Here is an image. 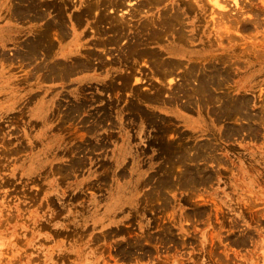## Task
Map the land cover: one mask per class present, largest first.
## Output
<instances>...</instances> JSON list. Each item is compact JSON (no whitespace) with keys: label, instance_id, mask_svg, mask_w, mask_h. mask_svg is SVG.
I'll return each mask as SVG.
<instances>
[{"label":"rangeland","instance_id":"374dc122","mask_svg":"<svg viewBox=\"0 0 264 264\" xmlns=\"http://www.w3.org/2000/svg\"><path fill=\"white\" fill-rule=\"evenodd\" d=\"M27 1L0 0V264H264V0H125L110 36L71 0L63 46L30 59L56 12L28 29ZM178 3L183 40L134 29Z\"/></svg>","mask_w":264,"mask_h":264},{"label":"bare ground","instance_id":"6f19581e","mask_svg":"<svg viewBox=\"0 0 264 264\" xmlns=\"http://www.w3.org/2000/svg\"><path fill=\"white\" fill-rule=\"evenodd\" d=\"M22 1V0H21ZM25 1H27V0H25ZM33 1V0H32ZM32 1H27L26 2V7H25V18H26V20L28 21L27 23H28V25H27V27H28V29L29 28H31V26H30V22L33 20V18H37V17H40V15L42 14V11H47L48 13L50 12V11H52L51 9H53L54 10V12H56V14L54 15V17L51 19L50 18V20L48 19V20H46L42 25V28L40 29V30H38L35 34H36V37L35 38H33V39H31L30 37H28V38H26V57H27V59H30L31 57H32V55L34 54V52L35 51H37L38 49H43V51H44V53L45 54H49V53H51L52 52V49H54L53 48V44H51V42L49 41V37L51 36L50 34H49V32L51 33V31L53 32L54 31V34L53 35H57V37L56 38H58V41L60 42V44L58 45L59 47H61V46H63V43H64V41L66 40V36H67V30H66V20H65V18H64V13H66L67 11H69V10H71V0H50V1H47V2H45L44 3V8H43V10H41L40 11V9H42V8H38V3H33ZM125 0H87L86 2H84V4L80 7V9L78 10V11H76L75 12V14H74V20H75V23L77 24L76 26H82V25H89L90 27H95V28H97V30H95V34H100L101 35V32L102 33H104V32H106L107 33V35H109L108 33L109 32H111V34L112 35H115V34H120L122 31H123V29L125 28V23H128L127 21L128 20H122L121 18H117L116 16L114 17L113 15H109V14H106V9H108V8H112V7H124V5H125V2H124ZM142 1H144V0H142ZM163 0H145L144 2H141V4H142V6L143 5H147L149 8L151 7L150 5H156V4H159L160 2H162ZM78 2V1H77ZM77 4V3H76ZM189 4V3H188ZM40 5V4H39ZM18 6V5H17ZM16 6V7H17ZM145 6H143V7H145ZM191 6V5H190ZM14 8V7H13ZM22 8V7H21ZM152 8V7H151ZM154 8V7H153ZM171 8V7H170ZM174 8V10H170V9H168V8H165V10H162L161 11V13H160V15L158 16V18H155V17H149V16H147L146 18H144V19H142V20H140V23H138L135 27H134V29H139L140 31H142L143 29L144 30H146L147 32H149V34L146 36V39L147 40H149V39H152L153 37H152V35L154 34V33H156L157 31H156V26L158 25V26H160V28L161 29H163L162 31H160V33H157L155 36H154V38L155 39H157V38H159L160 36H161V34L163 33V34H166V33H171V31H174V32H176L177 33V38L179 39V40H183L184 39V33H180L181 31H180V28H181V26L180 25H182V23H183V19H182V15H181V12H182V10L184 9V7H182L181 6V4H177L176 6H172V9ZM186 8V7H185ZM194 8V7H193ZM18 9V8H17ZM19 9H20V7H19ZM18 9V10H19ZM137 9H139V7H137ZM163 9V8H162ZM168 9V10H167ZM187 9H189V7H187ZM185 10V11H188V10ZM21 10V9H20ZM24 10V9H23ZM141 10V9H140ZM140 10H136V12H138V11H140ZM142 10H143V8H142ZM192 10V9H191ZM17 11V10H16ZM74 11V10H73ZM104 11V12H103ZM18 12V11H17ZM23 12V11H22ZM129 12H132V13H134V10H132V8L131 9H129ZM14 13H16V12H14ZM47 13V14H48ZM44 14V13H43ZM73 14V13H72ZM129 14H131V13H129ZM137 14V13H136ZM135 14V15H136ZM71 15V14H70ZM23 16V15H22ZM45 16V15H44ZM66 16V15H65ZM72 16V15H71ZM22 19V18H21ZM20 19V20H21ZM70 19L71 18H69V21H70ZM38 20V19H37ZM81 22H83V23H81ZM104 22V29H102V23ZM105 23H107V24H105ZM131 24V23H130ZM70 25V24H69ZM131 26H133V25H131ZM177 26H179V27H177ZM183 26V25H182ZM128 27V26H127ZM159 28V29H160ZM158 29V28H157ZM103 30V31H102ZM143 30V31H144ZM125 31H126V29H125ZM159 31V30H158ZM185 32V31H184ZM136 34H137V32H136ZM52 35V36H53ZM104 35V34H103ZM133 35V34H132ZM176 35V34H175ZM69 36V35H68ZM102 36V35H101ZM110 36V35H109ZM108 36V37H109ZM186 36V35H185ZM132 37H134V35L132 36ZM74 39V36L72 37V40ZM83 39H85V41H81V42H79L80 40H82V37H80V38H78V41H77V38H76V44L78 45L79 43V45L80 46H84L85 44H87L88 42H90V41H92V43H93V40H94V38H91V39H87L86 37L85 38H83ZM96 39V38H95ZM52 40H54V39H52ZM25 41V40H24ZM105 40L104 39H102V41H100V38L98 39V40H96L95 41V43H97L98 44V42H101V44H104L103 42H104ZM152 41V40H151ZM105 42H108V40L107 41H105ZM100 44V43H99ZM106 44V43H105ZM186 44V43H185ZM208 45V44H207ZM38 48V49H37ZM131 48V47H130ZM92 49V48H91ZM90 49V50H91ZM127 49H129V47L127 48ZM141 49V51L139 50V52L141 53H143V50H142V48H140ZM90 50H89V48L88 47H86V48H81V49H77L76 51L78 52V54L76 55V56H72V58L74 59H72L73 61H74V65H73V67H70V68H68V67H66L64 70H60V72H59V74H61V73H65V74H67V73H70V71H72V70H79V71H81V70H84V69H89V68H91L92 66H91V62H89V59H90V56H91V54L93 53H90ZM144 50H145V53L146 54H144L145 56L147 55V53L149 52L148 51V49H147V51H146V49L144 48ZM127 51V50H126ZM130 51V50H129ZM138 51V50H137ZM150 51H153V52H155L154 50H151L150 49ZM158 51V50H157ZM132 52V51H131ZM23 53H24V51H23ZM96 53V52H95ZM94 53V54H95ZM123 53V52H122ZM121 53V54H122ZM130 53V52H129ZM133 53V52H132ZM140 53L139 54H137V55H140ZM150 53V52H149ZM41 54V53H40ZM21 55H24V54H21ZM143 55V56H144ZM152 55H153V53H152ZM144 56V57H145ZM150 56H151V53H150ZM153 56H155V55H153ZM160 56V55H159ZM36 57H37V55H36ZM143 57V58H144ZM146 57H148V56H146ZM156 57V56H155ZM167 57V56H166ZM206 57V56H205ZM154 58V57H153ZM203 58V57H202ZM214 58V57H213ZM139 59H140V57H139ZM156 59V58H155ZM223 59V58H222ZM34 60V59H33ZM201 60V59H200ZM220 60V59H219ZM31 61V60H30ZM55 61V60H54ZM60 61V60H59ZM63 61V60H62ZM70 61V60H69ZM105 61V60H104ZM155 61H157V60H155ZM165 61H167V60H165ZM172 61V60H171ZM168 62V63H166L165 65V67L166 68H168V69H165V71H163V72H161V73H164L165 75H166V77L168 78V76L167 75H169V74H171V73H173V69H172V67H171V65L174 63V60H173V63L172 62ZM177 61V60H176ZM195 61H196V59H195ZM43 62H44V60H43ZM202 62V61H201ZM221 62V61H220ZM29 63H31V62H29ZM63 63V62H62ZM66 63V62H65ZM112 63H113V61H111V62H109L108 64L110 65V67H111V65H112ZM163 63H165V62H163ZM176 63V62H175ZM179 63H180V61H179ZM54 64V63H53ZM52 64V65H53ZM61 64V63H60ZM67 64V63H66ZM94 64V63H93ZM177 64V63H176ZM49 65V64H48ZM99 65V64H98ZM101 65L102 66H104V62L102 61V63H101ZM155 65L157 66V64L155 63ZM182 65V64H181ZM220 65V64H219ZM175 66V65H174ZM178 66H179V64H178ZM199 66V65H198ZM202 66V65H201ZM211 66V65H210ZM218 66V65H217ZM51 67V66H50ZM57 67V66H56ZM98 67V66H97ZM175 67H177V66H175ZM203 67V66H202ZM219 67V66H218ZM54 69V65H53V67H51V69ZM158 68H159V66H158ZM158 68H157V70H158ZM189 68V67H188ZM220 68V67H219ZM52 69V70H53ZM61 69V68H60ZM154 69V68H153ZM193 69V68H192ZM195 69V68H194ZM201 69V68H200ZM209 69V68H208ZM218 69V68H217ZM57 70V69H56ZM197 70V68L194 70V71H196ZM216 70V69H215ZM185 71H186V69H185ZM185 71H183V72H185ZM219 71V70H218ZM217 71V73L219 74V72ZM225 71V70H224ZM52 72V71H51ZM55 72V71H54ZM182 72V73H183ZM189 72V71H188ZM188 72H186V74L188 73ZM211 72V71H210ZM226 73H228L227 72V70L225 71ZM56 73V72H55ZM54 73V74H55ZM156 73V72H155ZM158 73V72H157ZM190 73H193L192 72V70H191V67H190ZM189 73V74H190ZM195 73V72H194ZM199 73V72H198ZM76 74V73H75ZM185 74V75H186ZM189 74H187L188 76H189ZM212 74H213V71H212ZM217 74V77L219 76ZM224 74V73H223ZM44 75V74H43ZM47 75V74H46ZM157 75V74H156ZM158 75H160V74H158ZM157 75V76H158ZM165 75H163V77L165 78ZM192 75V77H193V74H191ZM206 75V74H205ZM204 75V76H205ZM226 75V74H225ZM48 76H51V74L50 75H48ZM56 76V75H55ZM62 76V75H61ZM67 76V75H66ZM196 76V75H195ZM199 76V75H198ZM211 76V75H210ZM46 77V76H45ZM162 77V78H163ZM191 77V76H190ZM205 77H208L209 78V76H205ZM47 78V77H46ZM67 78V77H66ZM161 78V77H160ZM186 78V77H185ZM185 78H183V79H185ZM189 78V77H188ZM198 78V77H197ZM226 78V77H225ZM187 79V78H186ZM222 79V78H221ZM203 80V79H202ZM214 80V79H213ZM212 80V81H213ZM225 80V79H224ZM112 81V80H111ZM212 81H211V83H212ZM218 81H219V79H218ZM217 81V82H218ZM222 81V80H221ZM113 82V81H112ZM199 82V81H198ZM216 82V83H217ZM123 83V82H122ZM214 83V82H213ZM220 83V82H219ZM208 84V83H207ZM218 84V83H217ZM222 84H223V82H222ZM198 85V84H197ZM221 85V84H220ZM208 86H210V85H208ZM218 86V85H217ZM223 86V85H222ZM200 87V86H199ZM115 88H117V87H115ZM126 88H128V86L126 87ZM198 88V87H197ZM216 88V87H215ZM84 89H86V88H84ZM83 89V90H84ZM120 89V88H119ZM205 89V88H204ZM81 90V89H80ZM124 90H127V89H124ZM123 90V91H124ZM133 90V89H132ZM197 90V89H196ZM105 91V90H104ZM193 93V92H192ZM191 93V94H192ZM227 93V92H226ZM226 93H224V94H226ZM156 94V93H155ZM190 94V96H192ZM197 94H199V93H197ZM222 95H223V93H222ZM153 96H154V94H153ZM156 96V95H155ZM219 96V95H218ZM240 96V95H239ZM242 96V95H241ZM145 97V96H144ZM221 97V96H220ZM236 97V96H235ZM234 97V98H235ZM153 98V97H152ZM151 98V99H152ZM243 98V97H242ZM146 99V98H145ZM150 99V98H149ZM220 100H221V98H219ZM240 99H241V97H240ZM239 99V100H240ZM86 100V99H85ZM148 100V99H147ZM154 100V99H153ZM224 101H225V99H223ZM227 100V99H226ZM224 101H223V103H224ZM80 103V102H79ZM225 104V103H224ZM224 104H222V105H224ZM240 104V103H239ZM80 104H78V105H76V106H79ZM227 105H230V104H226L225 106H226V108H228L227 107ZM237 105V104H236ZM244 105V104H243ZM243 105H241L240 104V106L242 107ZM248 105V104H247ZM221 106V105H220ZM230 106H232V105H230ZM245 106V105H244ZM74 107V106H73ZM81 107H82V105H81ZM106 107V106H105ZM245 107H247V106H245ZM76 108V107H75ZM74 108V109H75ZM222 108V107H221ZM242 108H244V107H242ZM249 108V107H248ZM73 109V108H72ZM222 109H224V108H222ZM230 109V108H229ZM229 109H228V111H229ZM232 110V109H231ZM224 111V110H223ZM228 111H227V114H228ZM226 112V111H225ZM234 113V112H233ZM248 114L249 113H247V114H245L246 116H245V118L247 119V116H248ZM229 115H230V113H229ZM244 118V117H243ZM248 121H250V120H248ZM249 124H250V122H249ZM172 129V128H171ZM167 131V130H166ZM169 131V130H168ZM159 132V131H158ZM160 133H162V132H160ZM155 136H156V134H155ZM154 137V136H153ZM152 137V138H153ZM161 140V139H160ZM159 141V140H158ZM165 142V141H164ZM167 142V141H166ZM165 142V143H166ZM181 142V144H182V141H180ZM153 143V142H152ZM171 143V142H170ZM176 143V142H175ZM175 143H171V144H174L175 145ZM184 143V142H183ZM148 144V143H147ZM170 144V145H171ZM185 144V143H184ZM198 144H200L201 145V143H198ZM174 145H172V147L171 148H174L173 146ZM176 145H177V143H176ZM169 146V145H168ZM179 146V145H178ZM197 146V145H196ZM161 147V146H160ZM170 147V146H169ZM168 147V148H169ZM177 147V146H176ZM181 147V145L179 146V148ZM165 148H167V147H165ZM178 148V147H177ZM184 148V147H183ZM183 148H180V149H182V150H184ZM199 148V147H198ZM161 150H163V148L161 149ZM167 151V150H166ZM169 151H171V150H169ZM173 151H174V149H173ZM176 151V150H175ZM177 151H179V149L177 150ZM197 152V151H196ZM167 155H168V153H166ZM169 155H171L170 153H169ZM182 156V155H181ZM184 156V155H183ZM170 157V156H169ZM166 158V157H165ZM192 159V158H191ZM179 161V160H178Z\"/></svg>","mask_w":264,"mask_h":264}]
</instances>
